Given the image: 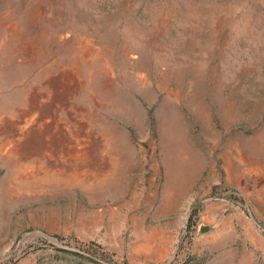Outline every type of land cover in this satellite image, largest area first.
Segmentation results:
<instances>
[{"label": "rangeland", "instance_id": "374dc122", "mask_svg": "<svg viewBox=\"0 0 264 264\" xmlns=\"http://www.w3.org/2000/svg\"><path fill=\"white\" fill-rule=\"evenodd\" d=\"M0 264H264V0H0Z\"/></svg>", "mask_w": 264, "mask_h": 264}]
</instances>
